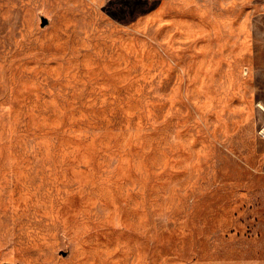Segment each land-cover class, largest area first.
<instances>
[{"label": "rangeland", "instance_id": "374dc122", "mask_svg": "<svg viewBox=\"0 0 264 264\" xmlns=\"http://www.w3.org/2000/svg\"><path fill=\"white\" fill-rule=\"evenodd\" d=\"M264 0H0V264H264Z\"/></svg>", "mask_w": 264, "mask_h": 264}, {"label": "built area", "instance_id": "2783aa9c", "mask_svg": "<svg viewBox=\"0 0 264 264\" xmlns=\"http://www.w3.org/2000/svg\"><path fill=\"white\" fill-rule=\"evenodd\" d=\"M258 136L264 139V122L262 123L261 127L258 130Z\"/></svg>", "mask_w": 264, "mask_h": 264}]
</instances>
